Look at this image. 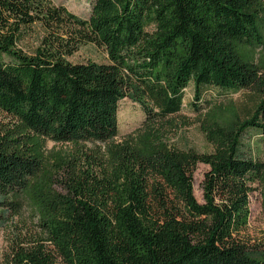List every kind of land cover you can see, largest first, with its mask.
Masks as SVG:
<instances>
[{
	"label": "trees",
	"instance_id": "trees-1",
	"mask_svg": "<svg viewBox=\"0 0 264 264\" xmlns=\"http://www.w3.org/2000/svg\"><path fill=\"white\" fill-rule=\"evenodd\" d=\"M260 3L91 0L82 18L52 0H0V111L13 121L0 125V208L16 212L24 196L41 233L7 264H264V240L241 234L255 183L264 208V160L245 143L249 130L264 137ZM86 44L108 62H70ZM241 45L259 48L258 62ZM189 84L196 103L206 89L254 100L229 122H200L211 152L181 153L163 139ZM124 98L145 118L137 137L116 143ZM31 135L106 148L57 162L61 175L48 179ZM199 163L208 166L202 202L192 186Z\"/></svg>",
	"mask_w": 264,
	"mask_h": 264
},
{
	"label": "rangeland",
	"instance_id": "rangeland-1",
	"mask_svg": "<svg viewBox=\"0 0 264 264\" xmlns=\"http://www.w3.org/2000/svg\"><path fill=\"white\" fill-rule=\"evenodd\" d=\"M55 4L64 5L69 11L82 18H88L91 9V0H52ZM258 9L264 18V0H260ZM151 30L152 27H148ZM35 35L27 38L26 47L35 43L39 29L34 28ZM240 54L250 62L256 63L260 58V49H252L239 46ZM72 63H107L108 58L102 47L94 44H86L68 57ZM182 106L178 114L170 116L173 127L168 129L165 136V144L174 150L184 153L187 150L196 152H211L213 147L204 138L199 125L202 120H218L222 123L229 122L233 113L245 114V108L251 106L254 100L247 91H221L206 89L201 99H193V87L189 84L183 89ZM198 107V109H197ZM144 112L136 102L124 98L119 102L117 113L118 134L114 142H122L125 138L135 137L141 129L144 121ZM12 119L0 111V125L10 124ZM137 137V136H136ZM245 143L251 146L250 154L256 160H264V137L259 131L249 130L246 132ZM28 149L36 155L43 166L48 179H58L61 172L57 173V162L72 161L80 158V152L92 150L104 154L105 144L101 143H74L55 142L49 139L31 135L26 140ZM208 169L205 164H197L192 174L193 194L202 202L201 181L204 172ZM50 183V182H49ZM37 185L32 184V189ZM56 190H60L57 183H53ZM254 189L249 194V219L248 224L242 231L243 238L249 243H257L264 240V208L260 194V186L253 184ZM13 199V198H11ZM20 208L13 212L10 208H0V264H7L13 253L23 247H29L35 243L41 233L37 225V217L34 215L30 204L24 196L18 198Z\"/></svg>",
	"mask_w": 264,
	"mask_h": 264
}]
</instances>
